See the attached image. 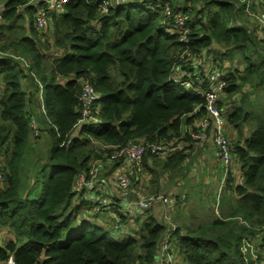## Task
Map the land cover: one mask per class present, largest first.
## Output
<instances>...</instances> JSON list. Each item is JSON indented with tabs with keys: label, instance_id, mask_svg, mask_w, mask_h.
Wrapping results in <instances>:
<instances>
[{
	"label": "trees",
	"instance_id": "trees-1",
	"mask_svg": "<svg viewBox=\"0 0 264 264\" xmlns=\"http://www.w3.org/2000/svg\"><path fill=\"white\" fill-rule=\"evenodd\" d=\"M239 1L69 0L64 13L50 14L52 46L59 54L51 61L42 52L40 32L34 25V13L44 5L43 0L3 1L0 48L13 49L15 56L24 54L27 66L12 57L0 58V150L12 148L7 173L0 169L6 178L0 187V232L8 229L15 236L0 245V264L10 255L17 264L156 262L166 226L146 213L129 217L119 211L106 226H91L85 221H95L98 214L84 218L86 191L74 190L75 180L79 173L89 175L94 162L100 170L107 165L118 169L123 159H112L115 149L131 142L161 143L183 137L192 149L195 142L187 130L189 126L197 129L195 123L205 113V98L174 81V68L197 69L203 87L209 89L203 68L211 69L217 63L196 65L191 61L202 60L216 46L223 61L233 62L239 55V62H244L243 72L222 70L228 86L220 106L237 102L228 125L238 134L234 142L239 162L236 176L240 171L243 180L239 183L234 176L226 181L225 189L238 197H233L226 218L242 217L252 227H264V55L253 32L236 23L245 6ZM178 14L187 16L185 39L173 23ZM185 51L190 57L181 60ZM31 74L39 78L44 124L52 142H57L27 182L18 177L17 166L27 149L35 113L33 95L21 83V79H32ZM82 81H89L99 95L100 123L77 126ZM245 86L253 90L239 98ZM197 106L201 107L194 113ZM246 125L251 130L244 140ZM185 159L182 152L165 159L146 153L132 184L140 174L148 173L149 195L164 194L173 178L168 174L177 167L182 169ZM75 198L80 202L75 203ZM88 209L92 210L91 204ZM129 223L133 224L131 230L125 232ZM198 229L174 232L173 242L182 260L189 264H245L240 244L251 230L243 226L235 232L219 218L208 225L206 234ZM112 232H118L122 240L111 238Z\"/></svg>",
	"mask_w": 264,
	"mask_h": 264
},
{
	"label": "built area",
	"instance_id": "built-area-1",
	"mask_svg": "<svg viewBox=\"0 0 264 264\" xmlns=\"http://www.w3.org/2000/svg\"><path fill=\"white\" fill-rule=\"evenodd\" d=\"M68 1L69 0H43L44 5L38 7L34 13L35 28L40 33L45 32L51 23L50 14L64 13L65 6ZM258 2L260 6L256 9L258 11L255 10V4H250L248 1L244 3L245 9L246 13L255 15V18L258 21L257 25L264 31V0H258ZM106 5L107 2L104 6L105 11ZM165 11L166 15H171L168 3H166ZM173 23L176 27V31L181 34L182 39H185L189 32L187 27V16L184 14H178L175 17ZM2 57H12L14 59L20 60L25 64V66H27V62L24 57L15 56L12 53L0 50V58ZM186 57H190V53L188 51H185L181 55L180 59L185 60ZM226 76L227 74L218 68L212 67L209 69L207 78L209 89L205 88V86L203 87V81L198 77L193 76V79L188 75H174L172 77L174 81L180 83V85L186 88V90H190L205 98V113L198 120V122L195 123V127L197 129L193 131L191 126H189L187 132L189 133L188 136L193 142H195V144L210 143L216 150L217 156L219 157L223 167V176L220 190L225 188L228 178L236 176L237 167L239 166L238 158L235 155V146L228 132V117L231 112H229V106L223 108L220 106V100L226 96L225 88L228 86ZM183 77L185 79H183ZM98 98L99 95L93 88L92 84L89 81H82L81 91L79 94V112L81 117L77 123V126L82 124L100 123L99 115L101 108L97 104ZM39 100L42 114L46 116L42 101L41 89L39 92ZM200 107L201 106H197L194 113H197ZM35 118V115L32 114L30 121L31 132L33 133V138H39L41 136V130ZM188 145L189 143L186 142L183 137H181L179 141L171 140L161 143L139 140L137 142H131L126 146L115 149L112 159H123L122 164L118 166L119 173L116 180L118 187L126 192L131 189V180L136 172L141 171L143 158L146 153H151L155 156L161 157V159H165L167 157L173 156L174 154L183 152ZM3 183V173L0 170V187L3 185ZM103 184L104 180L100 177V167L98 162H94L90 169L89 175L86 173H79L77 175L74 190H85L90 195L93 194L95 198V200H93L94 210L100 214L108 215L107 209L109 202L100 194L103 192ZM159 205L165 211V224H163L166 226L167 231L160 243L157 252V259L154 264H179L181 257L179 256L178 250L174 245L173 235L178 229L180 230L181 234H184L185 230L174 224L171 216V211L177 206V196L175 197L169 194H151L146 197H142L137 202V206L143 212H147ZM218 206L219 204H217L216 208L217 213L219 208ZM120 213L126 215L123 210H121ZM238 220L242 225L252 231L251 234L242 238L240 244V252L244 258L245 264H264V227H252L249 225V223L243 221V219L239 218ZM2 264L17 263L13 255H10L8 259Z\"/></svg>",
	"mask_w": 264,
	"mask_h": 264
},
{
	"label": "rangeland",
	"instance_id": "rangeland-1",
	"mask_svg": "<svg viewBox=\"0 0 264 264\" xmlns=\"http://www.w3.org/2000/svg\"><path fill=\"white\" fill-rule=\"evenodd\" d=\"M247 1L250 2V4L251 3L255 4V6H254V7H256L255 10L260 7L258 0H247ZM247 1L240 0L238 2V4L243 6L244 3H246ZM1 3L2 2L0 1V4ZM256 11H258V10H256ZM237 19H238V20H236L237 24H239V23L243 24V25L247 26V28L250 31L253 32V34L256 38V41L258 42V47L260 48V50L262 52L261 54L264 55V31L257 25L258 21L255 18V15L254 14L250 15V14L246 13L245 6H243L242 10L240 11V13L237 16ZM50 29L51 28L47 29L45 32L40 33V34L37 33L38 38L40 39L41 44H42V46H41L42 52H44V54H46V57L49 61H51L52 58L54 59V57H56V55L57 56L59 55L57 53L58 51H56L54 49V47L52 46L53 38H52V32H50ZM0 50L2 51L1 48H0ZM4 52H9L12 54L17 53L16 51L14 52L13 49L4 50ZM18 55H21V56L26 58V56L24 54L18 53ZM219 55H220V49L217 48V46H216L213 49L207 50V52H206V54L202 60L197 61V62H195V60H192L191 62L193 64H196V65H202L204 63L209 65L210 62L211 63L215 62V63H217V64L213 63L215 65V68H218L221 71L222 70L232 71V69H238L241 72L244 71L243 70L244 69V64H243L244 62L243 63L239 62V60L241 61L239 55L237 57L234 56L233 62H230L227 60L223 61L224 59H221L219 57ZM256 58H258V55H256ZM205 60H206V62H205ZM216 65H219V66H216ZM228 65H230V67H228ZM203 69H205L206 75H208L209 74V68L204 67ZM174 71L176 72V74L174 72L173 75L174 74L179 75V76L188 75L192 79H193V76L199 77V74L197 73L198 72L197 69L181 70V66L180 67L177 66L174 68ZM247 75H248L247 73L244 74V76H247ZM31 77H32V79L27 77L26 79H24V81L22 79L21 83H22V86L24 87V89L28 92H31L33 95V101H31L32 105L35 104V109H34L35 113H33V115H35V117H36L35 119L37 121V124H38L40 130H41V136L39 138H33L32 137L33 133L30 130V133H29V136H31L30 142L28 143V146H27V149H26L24 155L20 159L21 165H25L24 168H27V172H26L27 182H29V179L31 177H34V173H37L36 172L37 166L42 164L43 162H45V160L47 158V152L50 149L52 143L54 144L57 142V139H55V140L53 139V142H52V137H51L48 129L46 128V125L44 124L45 121H44V117H43L41 106H40V100H39V90L41 89L40 84H39V78L34 76L33 74H31ZM183 79H185V78L183 77ZM37 86H39L38 89H37ZM2 87H3V84L0 82V98H1V94H2ZM252 90L253 89L251 86L243 87L241 93L239 94V98H241L243 96V94H245V93L252 92ZM42 101H43V94H42ZM235 104H237V102L233 103L232 105H229V108H228L229 112H231L233 110ZM232 128L233 127H231V129ZM245 128H246L245 134L248 133V135L250 136L251 126L246 125ZM231 138H232V141L234 143L235 137L232 136ZM11 154H12V148L11 147H9V149H7L6 151H5V149L0 150V167H1V169L3 167V172H5V173H7L6 164L8 162V158L11 156ZM188 168L189 167H185V169H180L173 176V178L169 181L170 185L174 184L175 179H181L182 176L185 174V172L188 170ZM50 172H51V170H48L47 174H50ZM28 173L31 176H29ZM221 173L223 176V167L221 164V169H220V164H219L218 168H216L215 170L213 169V174H216V177H219V175H221ZM199 179H200V183L202 184V176H200ZM184 180L186 182L187 181L194 182V179H189L188 177H185ZM5 184H6V178H5L2 186H4ZM29 185H31V184H29ZM204 185L205 184L196 185L193 188V191H185L184 194H187L188 197L184 201H181V199L179 197L177 198V202H178L177 207L181 206L180 207V210H181L183 207L186 206L187 203H189L187 205V207L189 208V212L185 213L184 215L180 214L178 216V219H177V217L175 219L173 218L174 224L183 228V230H185L186 232H188L187 228H190L189 231L193 230V229L195 231L200 227V230L205 234L207 233L206 224H209V223L212 224L213 220H217V218L226 220V222L229 223V228L233 229V231L235 230V232H238V233L241 231L240 227L244 226L238 220L239 218L243 219V221H245V222H248L249 225L252 226L251 222L247 221L246 219H244L242 217H237V218L228 217V218H226V215L229 212V210H230V208L234 202L232 204H229V203L226 204L224 209L222 208V206H223L222 205L220 208V211L218 208V213L216 212L217 204H219V206H220L221 196L224 195V193L222 194L221 192H218V188H217L218 183L215 180L211 184L212 194L214 195V197H213L214 200L211 201L210 205H207V202H209L211 199L205 198V193H204L205 192V186ZM219 185H221V183H219ZM220 191L225 192L226 189L223 188ZM203 193H204V195H203ZM208 194H210V193H208ZM225 196H226V199H225L224 203L232 201L231 196H227V195H225ZM194 197H195V199H194ZM74 202L77 203L76 198H75ZM78 203H79V201H78ZM191 205H192V207H191ZM200 205H202L204 208H206V205H207V209H199L201 207ZM232 208H231V210H232ZM82 212H83V215L85 213H87V212H85L84 209ZM85 222H87L91 226H98V227L101 226L99 224V221H97V220L96 221H85ZM130 226H131V224L129 223V226L127 227L128 230H131V229H129ZM8 231H7V229H3L2 232L0 233V242H3L4 243L3 245H5V243L8 240H10L9 239L10 234L8 233ZM184 234H186V233L184 232ZM119 235L120 234H118V232L110 233V237L115 239L116 241L122 240L119 237ZM179 264H189V263L187 261H184L181 259Z\"/></svg>",
	"mask_w": 264,
	"mask_h": 264
},
{
	"label": "crops",
	"instance_id": "crops-1",
	"mask_svg": "<svg viewBox=\"0 0 264 264\" xmlns=\"http://www.w3.org/2000/svg\"><path fill=\"white\" fill-rule=\"evenodd\" d=\"M0 1L2 2L0 4V7H2L4 0H0ZM37 1L38 0H31L32 3H37ZM116 1L123 2L127 0H116ZM228 132H229L230 137L232 136L235 137L234 140L236 141L238 134H237V131L234 129V127L231 129V126H229ZM247 137H249L248 133L245 134L244 140ZM29 142H30V136H29L28 143ZM190 147H191V143H189L186 149L182 152L186 156V159L182 165V169H185V167H189L188 170L185 172V174L182 176L181 179H175L174 184L170 185L168 189L166 188L165 189L166 191L164 190L163 193L170 194L175 197L177 196V198L179 197L181 201H184L188 197L187 194H184L185 191H193V188L196 185L205 184L204 185L205 186V192H204L205 198L211 199L209 202H207V205H210L211 201L214 200L213 198L214 195L212 194L211 184L215 180L218 183V186H217L218 192H221L222 194L224 193L225 195L232 197L231 202L223 203V206H222V200H223V195H222L220 208L222 206V208L224 209L226 204L228 203L232 204L234 202L233 197H235L236 199L238 197L235 196V193H232L228 189H226L225 192L220 191L219 183H221L222 181V177H221L222 173L221 175H219V177H216V174H213V169L215 170L216 168H218L219 164H220V169H221V162L219 160V157L217 156L216 150L213 148V146L210 143L195 144L192 149H190ZM24 166L25 165H21V162H19L17 166V175L23 181L26 178V172H27V168H24ZM179 170L180 168L177 167L172 174L169 173L168 174L169 178L171 175L174 176ZM118 173H119V168L116 169V167H114L113 165H107L102 170H100V177L104 180L103 192L100 194L109 202V206L107 209L108 215L100 214L94 210L93 200H95V198L94 196H91L89 193L86 192V194L83 196V200L88 201L91 204L92 210L89 211L88 208L90 204L87 202V209H84L85 212L87 213H85L86 215L84 214V218L88 220L89 216L92 217L93 214H98L97 219H94V220L99 221V224L101 226H106V223H109L111 221V217L115 218L118 211L120 212L121 210H123V212H125L126 215L129 217L130 216L134 217V215L137 216V215H142L146 213V215H151L154 218H156L159 222H162L165 224L164 222L165 221L164 220L165 211L160 205L152 208L151 210L147 212H143L137 206L138 200L141 199L142 197L148 196L150 193L149 189L152 188L150 185L151 175L148 173L140 174V177L136 179L135 183L131 185V189L126 192L120 189L118 187V184L116 183ZM238 174H239L238 177L235 176V181L241 183L243 180L240 178L241 177L240 171ZM29 176L31 175L29 174ZM200 176H202V184L200 183V179H199ZM185 177H188L189 179H194V182H190V181L186 182L184 180ZM76 201L80 202L79 198L76 199ZM188 204L189 203H187L186 206L183 207L181 210H180L181 206H178V207L176 206V208H174L171 211L172 220L173 218L175 219L176 217L178 219V216L180 214L184 215L185 213H188L189 212V208L187 207ZM207 205H206V208L200 205L201 207L199 209H207ZM214 221L215 220H213V222ZM209 224H206V226L208 227ZM189 229L190 228H187L188 232H189ZM128 231L130 230L126 228L125 232H128ZM8 233L10 234L9 239L15 240V236L9 231ZM3 244H4L3 242H0V245H3Z\"/></svg>",
	"mask_w": 264,
	"mask_h": 264
},
{
	"label": "clouds",
	"instance_id": "clouds-1",
	"mask_svg": "<svg viewBox=\"0 0 264 264\" xmlns=\"http://www.w3.org/2000/svg\"><path fill=\"white\" fill-rule=\"evenodd\" d=\"M219 211H220V206H219Z\"/></svg>",
	"mask_w": 264,
	"mask_h": 264
}]
</instances>
